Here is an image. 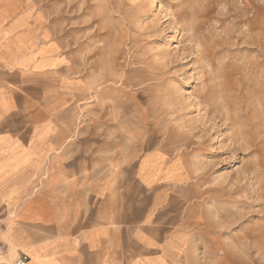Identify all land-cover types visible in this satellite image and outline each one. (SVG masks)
Masks as SVG:
<instances>
[{"label": "rangeland", "instance_id": "rangeland-1", "mask_svg": "<svg viewBox=\"0 0 264 264\" xmlns=\"http://www.w3.org/2000/svg\"><path fill=\"white\" fill-rule=\"evenodd\" d=\"M12 11L21 0H5ZM67 116L133 173L159 149L203 264H264V0H29ZM72 109V110H69Z\"/></svg>", "mask_w": 264, "mask_h": 264}, {"label": "crops", "instance_id": "crops-1", "mask_svg": "<svg viewBox=\"0 0 264 264\" xmlns=\"http://www.w3.org/2000/svg\"><path fill=\"white\" fill-rule=\"evenodd\" d=\"M28 1L0 0V264H203L172 161L154 149L115 171L116 152L67 116V59Z\"/></svg>", "mask_w": 264, "mask_h": 264}, {"label": "built area", "instance_id": "built-area-1", "mask_svg": "<svg viewBox=\"0 0 264 264\" xmlns=\"http://www.w3.org/2000/svg\"><path fill=\"white\" fill-rule=\"evenodd\" d=\"M7 230L5 223L0 219V236ZM28 256L24 255L19 257L15 264H25L28 261Z\"/></svg>", "mask_w": 264, "mask_h": 264}]
</instances>
